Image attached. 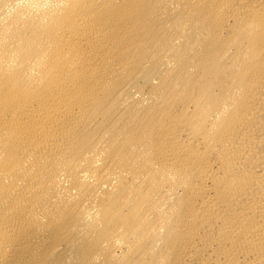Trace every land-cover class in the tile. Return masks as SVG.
Wrapping results in <instances>:
<instances>
[{"label": "bare ground", "instance_id": "bare-ground-1", "mask_svg": "<svg viewBox=\"0 0 264 264\" xmlns=\"http://www.w3.org/2000/svg\"><path fill=\"white\" fill-rule=\"evenodd\" d=\"M0 264H264V0H0Z\"/></svg>", "mask_w": 264, "mask_h": 264}]
</instances>
